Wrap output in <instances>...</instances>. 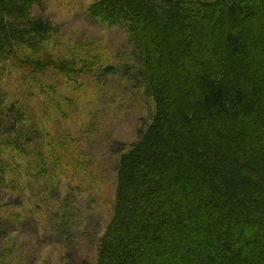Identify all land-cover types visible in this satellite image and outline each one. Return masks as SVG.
Wrapping results in <instances>:
<instances>
[{
    "label": "trees",
    "instance_id": "obj_1",
    "mask_svg": "<svg viewBox=\"0 0 264 264\" xmlns=\"http://www.w3.org/2000/svg\"><path fill=\"white\" fill-rule=\"evenodd\" d=\"M37 1L0 0V60L40 56L57 32L32 18ZM90 13L128 28L155 105L121 157L97 264H264V0H100Z\"/></svg>",
    "mask_w": 264,
    "mask_h": 264
},
{
    "label": "rangeland",
    "instance_id": "obj_2",
    "mask_svg": "<svg viewBox=\"0 0 264 264\" xmlns=\"http://www.w3.org/2000/svg\"><path fill=\"white\" fill-rule=\"evenodd\" d=\"M99 1L38 0L57 32L0 60V264H97L121 157L152 122L143 60L126 26L93 18Z\"/></svg>",
    "mask_w": 264,
    "mask_h": 264
}]
</instances>
